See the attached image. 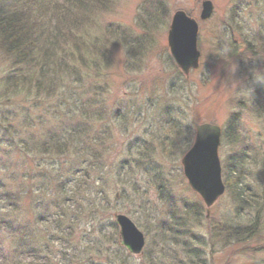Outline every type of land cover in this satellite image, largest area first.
<instances>
[{"label": "rangeland", "instance_id": "374dc122", "mask_svg": "<svg viewBox=\"0 0 264 264\" xmlns=\"http://www.w3.org/2000/svg\"><path fill=\"white\" fill-rule=\"evenodd\" d=\"M206 1L214 11L202 20ZM161 6L143 30L140 15ZM177 12L199 27V65L186 74L169 46ZM76 13L82 30L48 47L74 75L61 90L34 63L7 86L14 64L0 46V264H264L263 229L234 237L236 192L246 201L243 186L254 193L264 180V0H108ZM209 123L229 136L219 147L226 190L211 207L183 166ZM67 134L65 153L36 148ZM235 162L248 178L239 189L226 185ZM119 215L144 234L142 253L121 244Z\"/></svg>", "mask_w": 264, "mask_h": 264}, {"label": "trees", "instance_id": "16d2710c", "mask_svg": "<svg viewBox=\"0 0 264 264\" xmlns=\"http://www.w3.org/2000/svg\"><path fill=\"white\" fill-rule=\"evenodd\" d=\"M107 1L62 0V2H57V0H0V46L12 58L10 61L14 64V72L6 80L7 86L17 82V74L18 72H22V69H20L21 66L31 68L34 64H38L41 67V73L44 77L47 74L49 75L50 71H54V79L52 80L53 89L61 90L63 84L61 83V78L67 72L71 77L74 75L72 76L70 67L68 69V65H66V58L64 57L62 59L59 56L63 51L56 47L51 52L48 47L52 44H56L57 46L58 41L65 35L64 31L67 29L72 32V30L77 31L80 28L81 20L77 18L76 12H79V10L82 11L83 9L93 10L94 7L98 8L99 6L101 8V5L104 7ZM164 12V6H161V9L154 8L153 11H145L140 15V27L143 30H147L148 25L157 23L159 17ZM111 29L114 30V27H111ZM114 33L134 50L143 46L142 42L137 39V42L132 40L127 29L117 27ZM40 42L46 43L43 46ZM101 53H104V51H101ZM31 72L32 70L29 69L28 75H31ZM11 87L15 86L12 85ZM235 120L237 121V119ZM235 120L231 118L227 125L229 126L233 122L239 129L240 124L236 123ZM223 134L224 137H229L228 131H225ZM59 137L58 135H52L50 144L47 146H37V150L44 152L48 151V148H52L62 151V148H64L62 152L65 153L71 148L72 143H74L73 139L68 134L64 135L63 139ZM242 167L241 163L235 162V165L230 168V176L226 184L229 188L234 186L239 189L243 182L246 183V179L248 178ZM247 186H243V191L248 195L246 201L239 194L240 190L238 193L236 192L237 225L234 226L235 236L233 235L236 238L248 239L260 233L262 229L264 231V223H262L264 221L262 220L264 215V180L257 182L254 193L251 191V185ZM244 187L250 192H246ZM203 242L207 244L205 240ZM33 256L34 259L42 258L37 252Z\"/></svg>", "mask_w": 264, "mask_h": 264}, {"label": "water", "instance_id": "95a60500", "mask_svg": "<svg viewBox=\"0 0 264 264\" xmlns=\"http://www.w3.org/2000/svg\"><path fill=\"white\" fill-rule=\"evenodd\" d=\"M213 11L212 2H204L202 20L209 19ZM198 29L197 22L185 13L175 14L169 33V46L174 62L185 74L199 65ZM221 138V127L213 124L197 126V140L183 161L185 175L191 187L201 195L209 207L226 190L219 157ZM117 224L121 227V244L133 254L142 253L145 237L137 225L125 215L117 217Z\"/></svg>", "mask_w": 264, "mask_h": 264}, {"label": "clouds", "instance_id": "9594fccd", "mask_svg": "<svg viewBox=\"0 0 264 264\" xmlns=\"http://www.w3.org/2000/svg\"><path fill=\"white\" fill-rule=\"evenodd\" d=\"M255 81L257 83H264V76H261L259 72L255 73Z\"/></svg>", "mask_w": 264, "mask_h": 264}, {"label": "bare ground", "instance_id": "6f19581e", "mask_svg": "<svg viewBox=\"0 0 264 264\" xmlns=\"http://www.w3.org/2000/svg\"><path fill=\"white\" fill-rule=\"evenodd\" d=\"M81 28V27H80ZM80 30H82V28L80 29ZM184 166V165H183Z\"/></svg>", "mask_w": 264, "mask_h": 264}]
</instances>
